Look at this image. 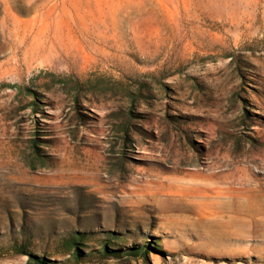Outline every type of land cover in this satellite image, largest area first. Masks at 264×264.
<instances>
[{
	"label": "rangeland",
	"instance_id": "obj_1",
	"mask_svg": "<svg viewBox=\"0 0 264 264\" xmlns=\"http://www.w3.org/2000/svg\"><path fill=\"white\" fill-rule=\"evenodd\" d=\"M264 264V0H0V264Z\"/></svg>",
	"mask_w": 264,
	"mask_h": 264
},
{
	"label": "trees",
	"instance_id": "obj_2",
	"mask_svg": "<svg viewBox=\"0 0 264 264\" xmlns=\"http://www.w3.org/2000/svg\"><path fill=\"white\" fill-rule=\"evenodd\" d=\"M40 260V259H39ZM40 264H46L45 261L40 260Z\"/></svg>",
	"mask_w": 264,
	"mask_h": 264
}]
</instances>
